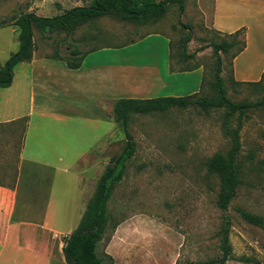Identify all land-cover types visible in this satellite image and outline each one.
Returning a JSON list of instances; mask_svg holds the SVG:
<instances>
[{
	"label": "rangeland",
	"instance_id": "obj_1",
	"mask_svg": "<svg viewBox=\"0 0 264 264\" xmlns=\"http://www.w3.org/2000/svg\"><path fill=\"white\" fill-rule=\"evenodd\" d=\"M92 1L0 0V22H6L0 29V66L20 49L19 29L15 25L18 18L26 14L55 17L75 7H89ZM212 19L213 0H184L183 11L179 3L169 4L165 15L141 24L106 16L84 24L71 35H49L35 28L34 54L42 59L46 48L51 53L69 55L68 49L78 47L76 43H82L83 37L89 38L87 46H79L83 55L94 51L89 63L157 67L161 87L151 99L216 98L220 61L227 98L235 105L261 102L264 80L258 85H237L233 81L232 60L243 36L233 49L217 53L215 45L235 39L213 30ZM189 33L192 40L185 45ZM15 73V82L20 85L22 73ZM239 118L240 113H231L229 107L191 106L149 115L132 114L129 129L136 151L108 203L109 223L98 255L104 256L113 245L111 256L117 258L118 264H125L123 259L131 264H218L223 255L218 232L229 217L232 255L226 264H264V228L248 223L238 213L244 210L264 222V107L249 109L244 117L237 158L241 184L226 212L217 205L221 179L208 168L214 156H229ZM111 119L112 133L93 150L90 130L84 124L72 127L73 147L80 150L70 151L69 155L76 153L74 162L77 155L86 154L84 160L71 167L72 174L85 180L82 201L93 197L101 177L128 143L115 119L114 106ZM66 125L58 123L56 128ZM77 127L80 144L76 142ZM75 192L70 186L74 203L78 201ZM121 226L124 230L119 232ZM126 251L130 255L121 256Z\"/></svg>",
	"mask_w": 264,
	"mask_h": 264
},
{
	"label": "crops",
	"instance_id": "obj_2",
	"mask_svg": "<svg viewBox=\"0 0 264 264\" xmlns=\"http://www.w3.org/2000/svg\"><path fill=\"white\" fill-rule=\"evenodd\" d=\"M212 28L224 36L244 30L245 48L232 60L234 81H263L264 0H213ZM83 40L68 49L69 55L43 48L42 59L34 54L33 61L14 71L22 73L24 88L22 81L16 84V73L11 87L0 88V264H67L65 239L77 229L92 199L82 201L85 180L71 172L73 164L86 158L83 153L72 160L80 150L73 147V125L90 130L93 150L112 133L117 101L151 99L161 87L157 67L89 63L94 51L78 69L69 68L80 57L79 46L90 42ZM58 123L67 125L59 129ZM78 136L77 127L80 144ZM70 186L78 197L75 203ZM112 248L106 252L110 256Z\"/></svg>",
	"mask_w": 264,
	"mask_h": 264
},
{
	"label": "trees",
	"instance_id": "obj_3",
	"mask_svg": "<svg viewBox=\"0 0 264 264\" xmlns=\"http://www.w3.org/2000/svg\"><path fill=\"white\" fill-rule=\"evenodd\" d=\"M174 3H179L181 11L184 10V0H164L162 2H156L155 0H93L89 7H75L55 17H42L36 14L23 15L15 22V25L19 29L20 49L18 52L13 53L4 65L0 66V88L6 89L11 87L15 68L24 62L32 61L34 56L33 39L35 28L49 35L59 32H66L71 35L84 24L106 16H113L124 21L141 24L165 15L168 5ZM5 25L6 22H0V29L4 28ZM243 35L244 30H240L230 36L235 39L234 42H224L223 44L215 45L216 52H227L233 49L238 44L237 40L239 37ZM191 40L192 35L189 33L185 40V45L190 43ZM241 44L233 59L244 50L246 45L244 40ZM90 52L92 51L86 52L83 55L80 51L78 61L70 62L68 64L69 68L78 69L81 66L83 57ZM221 73L222 63L219 61L215 82L217 97L213 99H195L191 96L158 97L153 99H120L114 104L115 119L121 124L128 143L124 152L101 177L97 190L90 200L79 226L65 239L63 251L67 264L115 263L114 258L108 254L100 257L98 255V247L104 239L105 229L109 223L108 203L112 198L115 188L123 180L127 163L133 158L136 151V143L129 129L132 114L149 115L167 112L174 108L186 109L191 106L213 109L229 107L231 113H240L238 128L234 134V146L229 156L226 157L218 154L208 163L209 172L219 175L221 179V190L217 205L221 211H228L231 202L237 196V190L241 184L240 167L237 163V158L242 146L240 132L243 128L244 117L249 109L264 107V99L259 103L246 105L233 104L226 96L224 82L220 76ZM234 83L242 85L235 81ZM259 83L248 84L258 85ZM238 213L248 223L264 228V222L259 216L244 210H238ZM117 227L118 224L113 226L114 229ZM231 228V220L229 217H226L221 230L218 232V236L221 237V251L223 253L217 262L218 264H226L231 258Z\"/></svg>",
	"mask_w": 264,
	"mask_h": 264
}]
</instances>
